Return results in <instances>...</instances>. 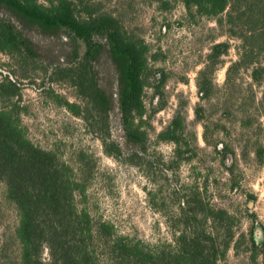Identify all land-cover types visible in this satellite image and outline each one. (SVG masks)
Here are the masks:
<instances>
[{
    "label": "rangeland",
    "instance_id": "obj_1",
    "mask_svg": "<svg viewBox=\"0 0 264 264\" xmlns=\"http://www.w3.org/2000/svg\"><path fill=\"white\" fill-rule=\"evenodd\" d=\"M94 1L148 48L153 73L143 93L144 115L137 120L148 136L140 166L105 153L100 136L106 133L128 152L122 146L117 112L108 113L98 134L92 131L89 104L68 77L57 73V40L32 34L41 47L35 58L0 52V83L10 80L18 87L16 96L0 94V109L11 113L33 145L53 153L81 182L77 207L94 220L110 223L117 234L152 246L172 243L183 195L196 193L203 203L226 210L235 220L233 240L219 264L261 263V257H253L250 232L257 239L264 234V159L258 163L255 155L258 146L264 148V105H259L264 82L253 83L250 70H242L233 77L230 94H223L226 70L237 60L238 41L229 39L215 19L188 13L180 0ZM225 41L230 49L213 74V97L200 101L197 75L212 45ZM96 68L102 83L112 81L104 58ZM155 70L165 77L157 92ZM198 104L201 120L194 112ZM178 110L186 140L195 149L188 161L174 157L172 143L156 138ZM17 221L0 183V264H17L12 236Z\"/></svg>",
    "mask_w": 264,
    "mask_h": 264
},
{
    "label": "trees",
    "instance_id": "obj_2",
    "mask_svg": "<svg viewBox=\"0 0 264 264\" xmlns=\"http://www.w3.org/2000/svg\"><path fill=\"white\" fill-rule=\"evenodd\" d=\"M180 1L188 13L215 19L229 39L238 41L237 60L225 73L224 95L230 94L233 77L242 70H250L253 83L264 82V0ZM34 33L60 42L57 73L68 77L89 104L94 133L116 110L122 146L128 152L106 133L100 136L105 153L140 166L148 136L137 120L144 115L143 93L153 73L143 39L128 33L117 17L100 10L94 0H0V52L38 57L41 47L32 38ZM229 49L228 41L210 48L195 81L200 101L213 97V74ZM103 58L112 71L108 83L100 81L96 68ZM154 73L157 92L165 77L158 70ZM0 94L16 96L18 87L10 80L1 82ZM259 105H264V93ZM194 112L201 120L199 104ZM156 138L172 143L177 159L188 161L194 156L181 110ZM255 155L261 163L264 148L258 146ZM0 183L17 212L12 234L18 246L17 264H219L234 236L233 217L203 203L196 193L183 195L172 243L152 246L117 234L110 223L94 220L77 207L75 194L81 182L53 153L33 145L5 109H0ZM250 244L253 257H261L259 264H264V234L257 239L251 231Z\"/></svg>",
    "mask_w": 264,
    "mask_h": 264
}]
</instances>
